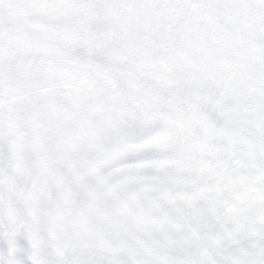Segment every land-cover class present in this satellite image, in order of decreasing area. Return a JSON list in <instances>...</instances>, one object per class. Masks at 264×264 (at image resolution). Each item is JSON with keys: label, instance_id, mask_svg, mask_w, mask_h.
<instances>
[{"label": "snow or ice", "instance_id": "obj_1", "mask_svg": "<svg viewBox=\"0 0 264 264\" xmlns=\"http://www.w3.org/2000/svg\"><path fill=\"white\" fill-rule=\"evenodd\" d=\"M0 264H264V0H0Z\"/></svg>", "mask_w": 264, "mask_h": 264}]
</instances>
